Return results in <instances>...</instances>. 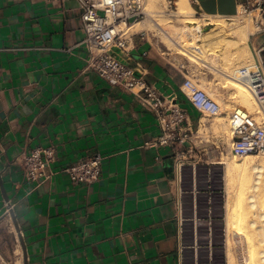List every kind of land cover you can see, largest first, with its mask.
Instances as JSON below:
<instances>
[{"label":"crops","instance_id":"1","mask_svg":"<svg viewBox=\"0 0 264 264\" xmlns=\"http://www.w3.org/2000/svg\"><path fill=\"white\" fill-rule=\"evenodd\" d=\"M245 1L189 0L221 16H236ZM85 35L78 0H0V256L233 264L223 143L181 89L186 75L197 79V65L134 36L127 60L142 61L147 80L188 111V137L159 144L153 110L87 67ZM51 145L54 174L39 185L25 179L26 153ZM92 154L103 156L99 178L74 183L63 169Z\"/></svg>","mask_w":264,"mask_h":264},{"label":"built area","instance_id":"2","mask_svg":"<svg viewBox=\"0 0 264 264\" xmlns=\"http://www.w3.org/2000/svg\"><path fill=\"white\" fill-rule=\"evenodd\" d=\"M145 1L78 0L86 32L83 43L89 50L87 67L96 71L111 85L134 93L146 107L153 110L162 130L157 143L175 146L189 135L183 127V122L188 117L187 109L179 102L176 94L166 93L156 83L147 80L146 67L142 61L131 64L127 60L134 48V36L139 34L147 39V31L132 30L134 23L150 15L145 9ZM241 6H244L246 13L257 11L263 18L259 19L254 14L261 28L251 34L255 36L263 32L264 0H246ZM239 13L240 10L237 14ZM251 49L255 65L241 67L236 78L251 92L260 114L241 103H236L230 111L228 120L232 136L229 153L237 157L264 154V41L260 44L252 42ZM169 50L164 51L169 53ZM195 80L194 75H186L181 85L182 91L202 114L217 113L220 109L219 101L207 90L198 87ZM55 159V148L52 145L30 149L23 163L25 179L37 185L49 179L54 174L52 163ZM102 160L103 156L100 154L87 155L63 170L74 183L90 184L99 178ZM243 258V255L239 257L241 264H244Z\"/></svg>","mask_w":264,"mask_h":264},{"label":"bare ground","instance_id":"3","mask_svg":"<svg viewBox=\"0 0 264 264\" xmlns=\"http://www.w3.org/2000/svg\"><path fill=\"white\" fill-rule=\"evenodd\" d=\"M151 1L158 2L160 5L162 2V1L160 2L159 0H151ZM176 2H177L176 3L177 11H175L176 12L175 14L178 17V19L181 21L179 22L178 19H177L178 21L176 20L177 22L175 24V28L169 30L166 27H164L161 22L157 21V24L159 26V31L160 32L162 31V34H164L167 37L165 39L166 40L168 39L170 43L169 45L174 44L180 47L182 50H180L179 52H181L182 54H187V55L188 53L193 54L194 57L197 59V61L201 62L202 60L207 63H211V65H214L218 69V73H220L221 76L223 75L224 77H226L225 78L226 83H224L226 85L224 87H227L228 89L232 90L231 98L235 102V104L241 103L243 105H247L252 111L258 112V114H260L258 104L254 99L253 95L247 89V87L243 83L238 81L236 78L237 71L241 67H245V66L251 67L255 65L254 56L248 47L247 39L249 38V33L256 32L255 31L256 26L253 25L252 27L249 24H243L241 22L236 24L235 22L237 21H235L232 24H227L224 20L213 19L212 21L210 20L213 23L214 26L213 29H210L211 31L204 33L202 26L198 23L196 24V27L193 28L191 27L192 24L183 23L185 20L190 23L193 22L190 20V18H194L191 15V13L193 14L194 8L191 6L189 0H176ZM186 5H188V7H186ZM145 9H147V11L150 13L151 10L149 11L148 7H146ZM244 12H245L244 6H241L240 13H244ZM257 15L258 14H256V16ZM144 20L145 19H142L141 21L134 23L133 27L142 23ZM197 21H199L198 18ZM254 23H255V18H254ZM173 26L174 25L168 27L172 28ZM192 29H195L198 32L202 31L203 34L201 36V41H202V42L200 41L201 43L196 42L197 43L196 44L192 41L193 39L191 38H193L194 35L193 32L191 31ZM140 30H134V31H140ZM196 37L199 38L198 34ZM187 38L189 39L187 40ZM196 46H197V54L195 52H192V50ZM223 107L224 106H222V108ZM222 108L220 107L216 115L219 118L218 121H221V124L224 125L225 116L222 113H220ZM225 113H226L225 115L228 117L227 112ZM230 136H232V134H230ZM256 158L257 157L253 156V154H247L241 157L232 156L230 160H228L227 158L225 160L224 159L222 160L225 163L226 190L228 191L229 194L227 198V207H228L227 219L230 230H232L234 232V235L238 236L239 239L244 234L245 227H241L243 225H239L238 223L241 222V220L239 221V219L244 218L246 215L245 214L246 212L244 211L246 199H249L248 201H251L249 205H251L250 207H253L252 205H255L258 194H260L259 189L262 187V185H264V178H263L264 159H262V157L261 160L260 159L258 160ZM242 220L244 221V219ZM251 221L254 224L255 220H251ZM247 239L249 241V238ZM239 242H240L239 244H241V240H239ZM239 248H241V246ZM251 248L249 247L247 248L248 250L249 249L250 250L248 251V256L247 257L245 256L246 258L245 257L243 258V262L244 264H259V262L257 263V261H259L260 259L257 260L256 257L258 256L255 255L257 254V252H255V250ZM261 253L263 254H260V252L258 254H260V257L262 256V260L264 261V251H262ZM262 260L260 261L262 262Z\"/></svg>","mask_w":264,"mask_h":264},{"label":"rangeland","instance_id":"4","mask_svg":"<svg viewBox=\"0 0 264 264\" xmlns=\"http://www.w3.org/2000/svg\"><path fill=\"white\" fill-rule=\"evenodd\" d=\"M159 1L160 2L162 1L161 5L155 1L154 2H152L151 0L145 1V8L148 7V10L149 11L151 10L152 12L150 11V13H149L150 15L148 17H146L142 23L133 27L132 30H140V29L144 28L143 30L147 31V37H148L149 41L159 51H161L163 53L165 51H168V48H169L170 49L169 51L171 53H173V55L177 54L176 56L181 57L183 59L184 58L189 59L191 62H193L197 65V79L195 80V81H197V86L207 90L208 92H210L213 95V97H215L219 101L221 108H222V106H224L221 109L220 113H222L225 116L224 120H225L226 125L225 124L222 125L221 121H218L219 118L217 117L216 113L213 115L205 114V118L212 120L213 126H212L211 131L218 138V140L221 143H223L219 159L225 160L227 158L228 160H230L233 156L229 153V145H230V139H231L230 134H232V133H231V128H230L228 117H229L230 111L235 106V102L231 98V91L232 90L228 89L227 87H224L226 85V84H224V83H226V79H225L226 77H224L223 75L221 76V74L218 73V69L214 65H211V63H207V62L202 61V60H201V62L197 61V59L192 54L188 53V55H189L188 56L187 54H182L181 52H179L180 50H182L180 47H178L174 44L169 45L170 43H169L168 39L167 40L165 39L167 37L164 34H162V31L161 32L159 31V26L157 24V21L161 22L163 24V26L169 30H172L173 28H175V24L179 20L175 14L176 13L175 11H177V4H176L177 2H176V0H171V3L169 2V0H159ZM156 3H158V4H156ZM186 7H188V5H186ZM254 14H257V11H253L251 13H246V12L239 13L236 16H221V15H207L205 13H201L199 11L194 10L193 14L191 13V15L194 18H190V20L193 22L190 23V22L185 20L183 23L192 24L191 25L192 28L196 27V24L198 23L202 26L203 32L205 33V32L211 31L210 29H213L214 26H213V23L211 22L213 19L214 20H217V19L218 20H224L227 24H232L235 21H237V22H235L236 24L241 22L243 24H249L252 27H253V25H255L256 26L255 31H257L258 29L261 28V26H260L258 20H256V19H255V23H254V18H255ZM258 16H259V19H263L261 17V15H258ZM197 18L199 19V21H197ZM180 21L181 20H179V22ZM171 24L174 26L172 28H169L168 26H172ZM191 31L194 34L193 38H191V39H193L192 41L194 43H196V42L201 43L202 42L201 36L203 34L202 31L198 32L195 29H192ZM197 34H198L199 38L196 37ZM194 36H195V38H194ZM188 39L189 38H187V40ZM257 40H260V42L264 41V31L261 33H258L255 36H253L251 33H249V38L247 39V44H248V47H249L251 53H252V49H251L252 48V42L257 43ZM195 48L192 50V52H195L197 54V46ZM218 64H219V62H218ZM222 86H223V88H222ZM229 100H230V102H229ZM226 102H227V105H226ZM224 103H225V105H224ZM225 112H227L228 117L225 115L226 114ZM200 133L204 136H209V134H210L209 130L206 127L205 128L201 127ZM253 156H256L257 157L256 159H258V160L259 159L261 160V157H262V159H264L263 153L254 154ZM222 157H224V158H222ZM222 162L224 163V161H222ZM224 165H225V163H224ZM263 178H264V173H263ZM263 188H264V185H262V187L259 189L260 194H258L255 205H252L253 207H250L251 205H249L251 203V201H248L249 199H246L245 208H244L246 215L244 218H242V219H244V221L242 219H239V221L241 220V222H239L238 224L243 225L241 227H245L244 228V234H245L246 238L243 234V236H241V238L239 239V237L234 235V232L232 230H230V232L232 233V241H231L230 245L233 247V261H234L233 264H241L239 257H241L242 255L244 257L248 256V251L250 250V249L249 250L247 249L248 247L249 248L252 247L251 249H254L255 252H257V254H255L258 256V257H256L257 260H259V259L262 260V256L260 257V254H263L261 252L264 251V223H263L264 222V217H263L264 216V189ZM227 193H228V191H227ZM228 196H229V194H228ZM251 220H255L254 224L252 223ZM251 223H252V225H251ZM236 227H239V226H236ZM236 227H234V228H236ZM260 229H263V230H260ZM247 238H249V241ZM239 240H241V244H239L240 243ZM242 244H244V245H242ZM237 245H238V247L241 246V248H239V250L237 249ZM240 249L242 250L243 254H242ZM259 252H260V254H258ZM260 260L257 261V263L259 262V264L260 263L264 264V261L262 260V262H261ZM0 264H24V262H23L22 258H20L19 260H14L11 263L10 262L7 263L0 256Z\"/></svg>","mask_w":264,"mask_h":264},{"label":"water","instance_id":"5","mask_svg":"<svg viewBox=\"0 0 264 264\" xmlns=\"http://www.w3.org/2000/svg\"><path fill=\"white\" fill-rule=\"evenodd\" d=\"M18 226V225H17Z\"/></svg>","mask_w":264,"mask_h":264}]
</instances>
